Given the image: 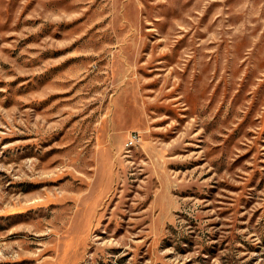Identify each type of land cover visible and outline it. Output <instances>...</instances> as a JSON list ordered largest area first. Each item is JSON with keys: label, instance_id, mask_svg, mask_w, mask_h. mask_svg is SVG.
Instances as JSON below:
<instances>
[{"label": "rangeland", "instance_id": "1", "mask_svg": "<svg viewBox=\"0 0 264 264\" xmlns=\"http://www.w3.org/2000/svg\"><path fill=\"white\" fill-rule=\"evenodd\" d=\"M0 264H264V0H0Z\"/></svg>", "mask_w": 264, "mask_h": 264}, {"label": "built area", "instance_id": "2", "mask_svg": "<svg viewBox=\"0 0 264 264\" xmlns=\"http://www.w3.org/2000/svg\"><path fill=\"white\" fill-rule=\"evenodd\" d=\"M140 141V137L138 134L133 133L130 137H129V145H134L136 143H138Z\"/></svg>", "mask_w": 264, "mask_h": 264}]
</instances>
